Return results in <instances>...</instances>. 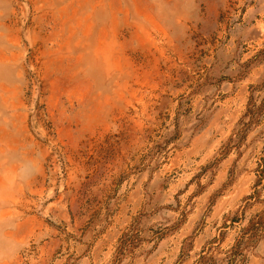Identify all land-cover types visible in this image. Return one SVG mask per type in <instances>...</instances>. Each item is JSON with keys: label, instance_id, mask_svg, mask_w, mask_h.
I'll return each instance as SVG.
<instances>
[{"label": "rangeland", "instance_id": "374dc122", "mask_svg": "<svg viewBox=\"0 0 264 264\" xmlns=\"http://www.w3.org/2000/svg\"><path fill=\"white\" fill-rule=\"evenodd\" d=\"M0 264H264V0H0Z\"/></svg>", "mask_w": 264, "mask_h": 264}]
</instances>
